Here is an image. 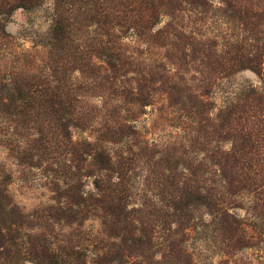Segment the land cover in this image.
I'll return each mask as SVG.
<instances>
[{
    "label": "rangeland",
    "instance_id": "obj_1",
    "mask_svg": "<svg viewBox=\"0 0 264 264\" xmlns=\"http://www.w3.org/2000/svg\"><path fill=\"white\" fill-rule=\"evenodd\" d=\"M135 2L119 4L114 71L95 57L93 64L102 68L98 72L67 66L63 43L50 35L55 21L72 23L70 12L64 14L69 6L58 7L57 0L0 15V264H264V214L253 195L240 194L233 199L236 208L229 209L241 222L245 247L222 235L218 221L200 204L171 208L177 183L185 180L203 191V181L210 178L181 177L187 175L186 165L203 159L208 136L204 110L192 111L177 93L189 98L205 91L208 77L196 65L168 64L167 48L137 36L126 22ZM83 17L73 26L74 38L87 55L96 56L108 37L93 24L85 26ZM168 22L162 15L155 30ZM174 25L197 39L214 41L218 51L247 37L219 0L198 13L178 15ZM162 64L179 84L172 94L171 83L160 78ZM210 82L203 100L212 105V116L245 88L261 87L260 78L248 69ZM33 84L43 92L56 86L55 93L67 95L71 105L47 131L40 95L28 92ZM137 87L141 92L133 98L129 92ZM96 147L114 162L119 155L131 160L120 195L144 235L153 239V248L144 254L120 245L114 230L102 224L95 181H100L98 190L108 191L117 176L102 177L90 159L80 163L81 153ZM169 183L171 188H163ZM78 193L85 198L83 207L74 214L60 211Z\"/></svg>",
    "mask_w": 264,
    "mask_h": 264
},
{
    "label": "trees",
    "instance_id": "obj_2",
    "mask_svg": "<svg viewBox=\"0 0 264 264\" xmlns=\"http://www.w3.org/2000/svg\"><path fill=\"white\" fill-rule=\"evenodd\" d=\"M39 1L2 0L0 15L9 14L17 8L29 9ZM120 1L57 0L58 7L69 6L64 14L70 12L72 23L67 21V18L55 21L50 35L53 41L63 43L64 46H61L60 50L65 54L63 61L69 65L68 67L76 64L81 73L89 69L98 72L102 68L93 64L91 58L95 57L103 59L109 71L116 69L114 62L118 61L119 54L115 53V49L120 45L117 28L122 17ZM219 1L228 17L247 33L246 38L228 43L223 51L217 50L214 41L205 42L197 39L174 25L178 15L206 10L210 7L211 0H136V7L131 11L133 15L129 16L126 22L130 23L137 36L143 37L147 43L167 48L168 64L172 66L183 64L186 67L196 65V68L208 77V82L204 83L205 91L192 93V97L186 98L181 90H178L179 84L172 81L175 75L170 74L165 64L160 65L162 72L160 78L166 79L164 83H171L169 94L178 90L181 103L190 102L192 111L204 110L202 121L207 122L208 137L205 143L207 146L202 149L204 157L196 163L186 165L183 170L187 175L181 174V177L210 178L203 181L205 184L203 191L198 186H190L185 180L177 183L171 193V208L178 211L200 204L218 221L222 235H228V239L234 240L236 245L245 247L248 241L240 232L241 222L229 212V209L236 208L233 199L246 192L255 197V207H261L264 214V0ZM162 15L166 16L169 22L163 28L155 30ZM82 17L86 22L85 26L93 24L97 29L106 31L108 39L99 44L96 56L87 55L78 39L74 38L76 33L73 26ZM245 69L257 74L261 87L245 88L233 101L212 116V105L203 100L211 90L210 81L212 79L214 81L217 76L228 77ZM33 87L29 88L28 92L36 91L40 95L37 102L40 108L46 110L43 126L47 131L52 129L55 121H60V117L58 120L55 119L56 116L60 112L68 113L71 105L67 95L55 93L56 86L51 85L50 89L54 90L46 92H43V89L37 90L40 87L38 85L33 84ZM140 92L141 89L137 87L129 94L136 98ZM61 128L60 131L67 135L66 129ZM221 144H229V147L222 148ZM71 153L74 154L73 150ZM80 156V163L90 159V165L95 166L98 172H103L102 177H111L109 176L111 173L117 176V183H110L111 189L108 191L98 190L100 181H95L97 192H101L96 199V205L102 206L104 220L102 224L114 230L113 236L119 238L120 245L135 249L140 254L150 251L153 248L152 237L144 235L142 225L132 218L131 213L134 210H127L125 200L120 195L131 160L119 155L114 162L108 153L98 147L84 151ZM161 177L165 175L162 174ZM172 185L169 183L163 188L167 190ZM229 200L231 202H228ZM84 202L85 198L78 193V199L67 202L65 206L60 207V211L74 214L76 212L74 209H81Z\"/></svg>",
    "mask_w": 264,
    "mask_h": 264
}]
</instances>
